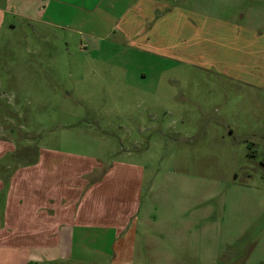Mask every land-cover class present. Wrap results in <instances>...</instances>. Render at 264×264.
I'll list each match as a JSON object with an SVG mask.
<instances>
[{
	"label": "rangeland",
	"instance_id": "rangeland-1",
	"mask_svg": "<svg viewBox=\"0 0 264 264\" xmlns=\"http://www.w3.org/2000/svg\"><path fill=\"white\" fill-rule=\"evenodd\" d=\"M220 8L264 31V0H223ZM37 30L22 27L26 42L0 38V140L14 145L4 177L50 147L90 156L103 169L144 167V198L192 196L215 207L233 190L264 198V86L218 65L238 54L240 69L264 70L261 39L245 38L239 51L215 44L216 65H207V55L175 60L117 34ZM259 220L249 240L263 238L264 214Z\"/></svg>",
	"mask_w": 264,
	"mask_h": 264
},
{
	"label": "crops",
	"instance_id": "crops-1",
	"mask_svg": "<svg viewBox=\"0 0 264 264\" xmlns=\"http://www.w3.org/2000/svg\"><path fill=\"white\" fill-rule=\"evenodd\" d=\"M222 3L0 0V38L5 33L26 42L22 27L34 34L37 27L71 29L98 39L117 34L145 52L175 60L207 55L205 64L216 65V45L229 42L239 51L245 38L264 42V31L237 14L226 16ZM6 14L17 18L5 20ZM24 33L28 39L31 30ZM225 57L218 65L228 73L264 86V70L246 72L238 54ZM13 150L0 140V264H264V225L263 238L248 237L260 224L264 198L233 190L220 207L192 196L144 198V167L130 162L103 169L90 156L50 147L4 177Z\"/></svg>",
	"mask_w": 264,
	"mask_h": 264
}]
</instances>
